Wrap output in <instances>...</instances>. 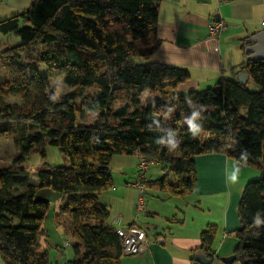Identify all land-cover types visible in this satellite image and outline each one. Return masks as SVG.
Instances as JSON below:
<instances>
[{
    "label": "trees",
    "instance_id": "1",
    "mask_svg": "<svg viewBox=\"0 0 264 264\" xmlns=\"http://www.w3.org/2000/svg\"><path fill=\"white\" fill-rule=\"evenodd\" d=\"M156 25V0H32L20 15L0 21V34L20 41L0 52L6 76L0 83V139H13L16 152L0 169L5 264H51L37 244L46 235L50 204L34 198L24 170L32 154L46 160L45 142L64 155L66 165L44 161L38 188L83 200L66 208L73 209L76 264H120L122 240L107 225L109 213L97 195L113 188L112 157L134 153L168 167L166 175L144 185L172 196L194 190L198 155L224 154L259 170L260 179L244 186L238 203L233 264H264V62L239 66L249 75L246 86L224 80L180 95L176 89L188 71L149 61L159 46ZM40 66L55 73L63 95L51 90ZM249 84L256 90H248ZM87 89L95 94L85 95ZM143 92L149 94L144 106L138 102ZM123 93H130V104L113 109ZM10 98L22 103H8ZM78 100L98 112V120L80 124L85 111L76 108ZM215 233L209 226L200 235L209 259Z\"/></svg>",
    "mask_w": 264,
    "mask_h": 264
},
{
    "label": "crops",
    "instance_id": "2",
    "mask_svg": "<svg viewBox=\"0 0 264 264\" xmlns=\"http://www.w3.org/2000/svg\"><path fill=\"white\" fill-rule=\"evenodd\" d=\"M156 1L159 46L149 61L188 71L189 78L177 86L178 94L211 88L224 80L237 81L239 66L246 62L244 41L264 31V0ZM212 21L223 24L216 36L208 32ZM128 157L135 160L134 170L129 171L133 169L129 162L127 167L122 162L116 178L110 170L113 188L97 195L98 203L109 213L106 223L110 228L117 232L135 227L148 242L142 256H122L120 264H199L194 256L205 254L200 235L209 226L216 229L210 264H222L221 258L233 255L237 246L234 234L240 229L238 203L252 172L244 178V166L224 154L198 155L194 158L196 185L192 192L172 196L154 185H145L144 211L137 215L138 192L133 184L139 155ZM151 164L160 172H155V180L166 175L167 166L153 161ZM145 176L144 181H155ZM61 259L54 258L51 264ZM0 264H5L1 257Z\"/></svg>",
    "mask_w": 264,
    "mask_h": 264
},
{
    "label": "rangeland",
    "instance_id": "3",
    "mask_svg": "<svg viewBox=\"0 0 264 264\" xmlns=\"http://www.w3.org/2000/svg\"><path fill=\"white\" fill-rule=\"evenodd\" d=\"M31 2L32 0H0V21L7 20L11 17L20 15L29 7ZM19 42H20L19 38H15L12 35L0 34V52L4 48L17 45ZM20 63L23 65L28 64V62H26L25 60H22ZM39 71L44 76L49 77L50 88L55 93L56 96L63 95L66 92L65 89H63L59 80L56 78L55 73L48 72L44 66H40ZM5 78H6L5 73L0 68V83L3 82ZM247 89L250 91L256 90V88L252 84H249ZM94 94H95L94 89H87L85 92V95L87 96H93ZM147 97H149V94L146 92H143L138 97V102L140 103V105L144 106L146 104V101L148 100ZM7 102L8 103L16 102L21 104L22 100H20L19 98H10L7 100ZM129 102H130V93L128 94L123 93L118 97V100L115 102L113 109H119L125 104H130ZM75 106L78 110L85 111L83 120H81L78 117V122L80 124H86V125L92 124L96 120H98L99 113L90 111L84 100H78L75 103ZM131 111L132 108H130L128 112ZM0 126H4V125H0ZM45 143H46V148H45L46 160H44L45 163L50 167H58V166L66 165L64 155L61 154L57 148L48 146L47 142ZM15 155L16 152L14 148L13 139L10 138L0 139V169L7 167L5 165H9V163H11ZM44 161L41 159L39 154L35 153L29 156V158L24 164V170L29 177L30 185L36 189L34 198L36 200L47 201L50 204V209L47 213L45 221L43 222V229L48 237L46 236L38 237L37 244L48 253L50 261H53L54 258H58L59 256H62L61 260L64 261L65 258L71 259L73 257V252H72L73 247L68 248L66 251H61L59 247H62L65 241H70L71 244H74V241L71 239V232L73 229V212H72L73 209L67 211L66 208L68 207V205L74 207L80 206L81 204H83V200L79 195H75V194L63 195L58 192L52 191L50 189L38 188L37 173L40 170L41 165ZM122 162L123 165L126 167L129 165L128 162L130 164L132 163L133 169L129 171L134 170L135 160L133 157L113 156L109 165L113 178H116L118 176V173L122 166ZM244 168L246 170L242 172L244 178L249 177L250 172H252L251 178L250 179L248 178L249 180H247L245 185L248 182L257 181L260 179L261 173L259 170L249 166L247 167L244 166ZM158 171L159 170L156 167V165L154 164L149 165L148 171H146L147 173H145L146 174L145 178H147L148 181L155 180L156 179L155 172ZM158 174H160V172H158ZM170 175H171L170 177L172 178V174Z\"/></svg>",
    "mask_w": 264,
    "mask_h": 264
},
{
    "label": "built area",
    "instance_id": "4",
    "mask_svg": "<svg viewBox=\"0 0 264 264\" xmlns=\"http://www.w3.org/2000/svg\"><path fill=\"white\" fill-rule=\"evenodd\" d=\"M218 3H224L228 0H217ZM264 26V22L262 23ZM223 29V24L220 22L212 21L210 26L208 27V32L210 35H218ZM150 162L139 156V161L137 163V174L134 182V188L138 192V196L135 202V212L140 214L144 211V203H145V186H144V175L148 170ZM118 236L122 240L121 249L122 255L127 257H140L142 256L147 248L148 242L145 239L141 230L135 227H127L119 229L117 232ZM71 247L70 241H65L62 247H59L61 251H66ZM54 264H76L74 259H65L64 261L57 262Z\"/></svg>",
    "mask_w": 264,
    "mask_h": 264
},
{
    "label": "water",
    "instance_id": "5",
    "mask_svg": "<svg viewBox=\"0 0 264 264\" xmlns=\"http://www.w3.org/2000/svg\"><path fill=\"white\" fill-rule=\"evenodd\" d=\"M243 45L246 62H264V31L250 36L244 41ZM248 80L249 75L245 71L237 75V81L241 86H246ZM194 258L199 264H210L211 261V259L207 258L206 255L202 253L196 254ZM235 259V255H231L221 258L220 261L222 264H233Z\"/></svg>",
    "mask_w": 264,
    "mask_h": 264
}]
</instances>
